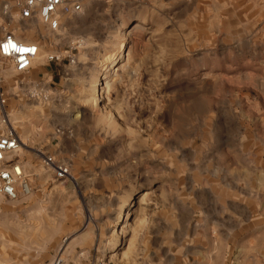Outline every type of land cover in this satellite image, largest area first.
Instances as JSON below:
<instances>
[{"label": "rangeland", "instance_id": "374dc122", "mask_svg": "<svg viewBox=\"0 0 264 264\" xmlns=\"http://www.w3.org/2000/svg\"><path fill=\"white\" fill-rule=\"evenodd\" d=\"M18 1L0 0V38L43 64L0 61L30 187L0 197V264H137L162 239L159 264H264V0H78L56 33Z\"/></svg>", "mask_w": 264, "mask_h": 264}, {"label": "built area", "instance_id": "2783aa9c", "mask_svg": "<svg viewBox=\"0 0 264 264\" xmlns=\"http://www.w3.org/2000/svg\"><path fill=\"white\" fill-rule=\"evenodd\" d=\"M18 17L23 22L38 19L50 32L56 33L61 29L62 20L74 17L82 12L78 0H21L16 3ZM40 50L36 42L19 41L14 33L6 32L0 38V61H5L17 74H26L33 68V62ZM72 59V58H71ZM49 62L61 61V56L51 55ZM71 62H74L72 59ZM1 83V75H0ZM7 99L0 90V110L2 124L6 126L0 136V197L11 201L30 194L27 176L20 161V153L24 144L10 124L6 115ZM45 168L52 170L56 180H68L71 172L68 166L58 164L52 157L43 154ZM52 264H66L61 256H57ZM89 264H114L108 260H98Z\"/></svg>", "mask_w": 264, "mask_h": 264}, {"label": "crops", "instance_id": "0c3cea01", "mask_svg": "<svg viewBox=\"0 0 264 264\" xmlns=\"http://www.w3.org/2000/svg\"><path fill=\"white\" fill-rule=\"evenodd\" d=\"M20 161L24 165V160L21 157H20ZM205 196L212 198V197H215L216 194L208 193V194H205ZM119 204H121V202ZM204 208L208 209L209 213H213V216H208L209 221H212L214 223L218 222V220L220 219L219 213H218L219 212L218 211L219 206L216 204H213V205L209 204L208 206L205 205ZM185 209H188V205H186ZM182 211H183L182 209H179V213H177V215H178L177 219L180 223L183 222V217H182L183 212ZM216 213H218V214L216 215ZM82 239H84V238H82ZM159 247H160V251L162 253L161 257H159L157 254H155V251H158V249L154 248L153 250L149 251V253H150L149 259H144L142 257H139L137 260V264H159L158 263L159 261L163 260L164 258L167 259L173 253L172 244H170V243L168 244V242L165 241L164 239H162V242L160 243ZM115 249H116V247H111V245L109 243L106 244L105 251L107 252V254H111ZM111 256L113 257L114 255H111ZM96 260H105V258H102V259L97 258Z\"/></svg>", "mask_w": 264, "mask_h": 264}, {"label": "bare ground", "instance_id": "6f19581e", "mask_svg": "<svg viewBox=\"0 0 264 264\" xmlns=\"http://www.w3.org/2000/svg\"><path fill=\"white\" fill-rule=\"evenodd\" d=\"M21 33H23L24 35L26 36H33L34 34H36V31L33 30L31 27H25L24 30L20 31ZM19 40V38H17ZM19 41H22V40H19ZM22 42H26V41H22ZM39 54L38 56L35 58L34 62H33V66L38 64L39 66H41L43 64V57H41V49H40V46H39ZM41 58V59H40ZM9 70L7 67H5L4 65L0 64V75L1 77H7L9 74ZM106 78V77H104ZM11 121V120H10ZM1 128V127H0Z\"/></svg>", "mask_w": 264, "mask_h": 264}]
</instances>
